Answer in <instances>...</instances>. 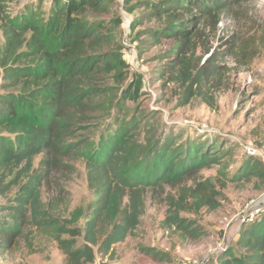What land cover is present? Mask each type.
Returning <instances> with one entry per match:
<instances>
[{
    "label": "trees",
    "instance_id": "1",
    "mask_svg": "<svg viewBox=\"0 0 264 264\" xmlns=\"http://www.w3.org/2000/svg\"><path fill=\"white\" fill-rule=\"evenodd\" d=\"M113 1L51 0L43 20L33 9L11 18L0 0L4 39L0 49L4 71L0 83V197L6 199L0 205V256L17 249L21 241L30 249V236L37 231L57 244L61 264H95L109 257L112 248L139 225V198L144 191L159 197L168 188L164 197L168 216L162 227L193 241L200 238L199 229L179 214L202 209L212 212L219 207L220 191L199 178L202 170L217 165L219 159L202 145L191 142L174 148L168 137L141 155L130 140L139 125L133 119L122 130L119 124L109 126L95 141H68L78 130L90 133L94 119L105 109L108 86L104 79L112 75L120 83L126 81L129 65L121 47L114 45L109 33L81 20L86 13H108ZM239 2L123 0L130 32L144 23L158 25L157 29H141L134 40L142 35L154 42L174 41V63L197 51L202 57L209 55L194 68V75L176 80L184 87L183 104L196 95L210 104V97L195 90L207 85L210 92H217L222 86L226 68L218 66L221 56L209 47L206 30L215 33L231 4ZM136 10L141 13L133 17ZM224 52L234 59L238 56L234 42ZM168 78L173 81L172 76ZM131 90L129 85L121 89V97L134 101L138 95ZM76 156L90 165L89 183L95 194L82 228L62 225L55 215L58 197L49 203L42 200L53 174L66 167L65 159ZM252 180L258 189H264V164L254 158L245 162L231 182ZM112 205L117 216L110 223ZM234 241L235 251L222 247L214 262L264 264V210L241 228ZM139 250L155 262L165 258L152 247Z\"/></svg>",
    "mask_w": 264,
    "mask_h": 264
},
{
    "label": "rangeland",
    "instance_id": "2",
    "mask_svg": "<svg viewBox=\"0 0 264 264\" xmlns=\"http://www.w3.org/2000/svg\"><path fill=\"white\" fill-rule=\"evenodd\" d=\"M50 1L4 0V4L11 18L33 9L45 20ZM108 7L106 14L86 13L81 20L109 33L114 45L121 47L129 65L126 81L120 83L112 75L104 79L103 83L108 86L103 99L105 109L94 119L90 133L78 130L68 141H95L109 126L119 124L122 130V125L133 119L139 125L130 140L141 155L168 137L173 139L174 148H184L195 142L216 154L218 164L202 170L199 178L208 181L221 196L215 211L202 209L179 214L199 229L200 238L193 241L162 227L168 216L169 205L164 200L168 188L159 197L140 192L142 214L139 225L122 243L112 248L109 257L95 264H217L214 259L222 247L234 252V240L247 225L238 217L251 202L258 204L264 200V189L257 188L256 180L231 182L252 158L264 164V0H240L239 4H231L216 32L206 30L209 47L221 56L218 66L226 68L223 84L217 92H210L207 85L195 90L205 93L207 99L210 97V104L197 95L183 104L184 87L176 81L185 75H194V68L209 55L202 57L197 51L174 63L177 46L174 41L154 42L142 35L134 40L141 29H157V24L144 23L130 32L123 23V0H114ZM140 13L136 10L133 17ZM231 42L238 51L235 59L224 52ZM3 43L0 32V49ZM128 49L134 51V58L128 55ZM3 73L0 66V83ZM170 76L173 81L169 80ZM128 85L138 95L134 101L121 97V89ZM246 146L253 147L258 154L248 156L244 151ZM65 165L60 173L53 174L52 185L43 191L42 200L49 203L58 197L60 203L55 215L62 225L82 228L88 218V205L95 198L89 183L91 167L84 158L77 156L65 159ZM127 202L124 199L123 204ZM1 204H6L5 198L0 197ZM116 216L117 210L112 205L108 222L112 223ZM30 241V249L21 241L17 249L0 256V264H61L63 256L48 236L35 231ZM149 247L163 253L164 260L155 262L140 253V248Z\"/></svg>",
    "mask_w": 264,
    "mask_h": 264
},
{
    "label": "built area",
    "instance_id": "3",
    "mask_svg": "<svg viewBox=\"0 0 264 264\" xmlns=\"http://www.w3.org/2000/svg\"><path fill=\"white\" fill-rule=\"evenodd\" d=\"M123 23L126 25L128 31H129V21L125 16H124ZM128 55H130V57H132V58L135 57V53L132 49H128ZM244 151L248 156H252V157H255L256 154H258V151L251 146H246L244 148ZM263 210H264V200L259 202L258 204H254L251 202L247 206L246 211L243 214H241L238 218H239L241 223L249 224L257 216H259L263 212Z\"/></svg>",
    "mask_w": 264,
    "mask_h": 264
}]
</instances>
